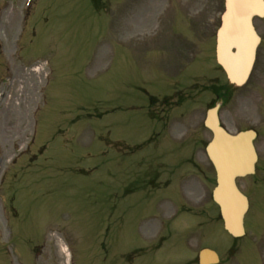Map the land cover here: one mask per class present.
<instances>
[{"label":"rangeland","instance_id":"1","mask_svg":"<svg viewBox=\"0 0 264 264\" xmlns=\"http://www.w3.org/2000/svg\"><path fill=\"white\" fill-rule=\"evenodd\" d=\"M220 10L221 0H0V264H197L203 246L226 258L208 163L189 171L191 140L146 134L140 110L176 83L223 82L213 56ZM230 92L219 115L232 128ZM213 98L195 97L201 118ZM189 135L200 149L210 138ZM137 174L157 175L159 191L126 192ZM155 209L179 218L147 252L141 237L154 221L144 217ZM260 249L242 251L264 264Z\"/></svg>","mask_w":264,"mask_h":264},{"label":"flooded vegetation","instance_id":"2","mask_svg":"<svg viewBox=\"0 0 264 264\" xmlns=\"http://www.w3.org/2000/svg\"><path fill=\"white\" fill-rule=\"evenodd\" d=\"M253 27L260 40L256 48L251 74L244 85L237 87L235 113L240 126H237L238 130L251 129L254 132L253 146L256 151V162L252 174L237 179L239 189L249 200L244 219L246 241L242 243L232 240L226 246L235 249H247L255 246L264 250V17H254ZM213 39L215 41V38ZM250 87L251 89H249ZM248 89L250 98L245 95ZM225 93V84L220 85L218 94L222 96ZM189 96L190 92L185 89L174 90L173 93L161 98L148 96L140 106L146 123V134H210L209 131L201 127L202 120L197 119L198 115L193 114L194 109L189 102ZM190 150L188 159L193 165L196 163L200 166L196 160H207L204 153L199 151V147H192ZM155 177L134 185L130 191L152 190L157 184ZM168 185L165 184V187ZM252 193L253 204L250 196ZM183 196L187 197L185 194ZM171 199L169 200L172 201ZM253 213L255 216H252ZM176 214L177 212L169 211L151 213L149 219L154 222L151 226L145 227V231L150 237H153L154 241H157V244H161L162 241L171 237L170 219L174 218ZM164 218L167 219L166 222L163 220ZM232 252L234 254L235 250ZM221 261L220 264H227V260Z\"/></svg>","mask_w":264,"mask_h":264},{"label":"water","instance_id":"3","mask_svg":"<svg viewBox=\"0 0 264 264\" xmlns=\"http://www.w3.org/2000/svg\"><path fill=\"white\" fill-rule=\"evenodd\" d=\"M221 24L216 33V60L233 84L246 80L258 42L251 19L264 16V0H224ZM217 108L208 110L205 126L212 132L206 147L216 171V186L212 198L218 204L225 229L233 236L243 234L242 218L247 208L246 198L235 185L237 176L252 171L254 153L248 132L228 134L219 125ZM199 264L216 263L214 251L202 249Z\"/></svg>","mask_w":264,"mask_h":264},{"label":"bare ground","instance_id":"4","mask_svg":"<svg viewBox=\"0 0 264 264\" xmlns=\"http://www.w3.org/2000/svg\"><path fill=\"white\" fill-rule=\"evenodd\" d=\"M43 69V65L41 63H36L35 64V67L33 68V71L36 72V73H40ZM59 251H60V254H63L65 255V257L67 256L68 254V249L66 246L60 244L59 245Z\"/></svg>","mask_w":264,"mask_h":264}]
</instances>
